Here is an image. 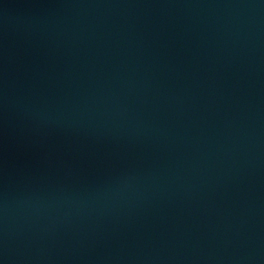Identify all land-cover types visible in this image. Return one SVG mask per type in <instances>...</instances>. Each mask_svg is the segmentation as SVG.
Masks as SVG:
<instances>
[{
	"label": "water",
	"instance_id": "1",
	"mask_svg": "<svg viewBox=\"0 0 264 264\" xmlns=\"http://www.w3.org/2000/svg\"><path fill=\"white\" fill-rule=\"evenodd\" d=\"M0 264H264V0H0Z\"/></svg>",
	"mask_w": 264,
	"mask_h": 264
}]
</instances>
